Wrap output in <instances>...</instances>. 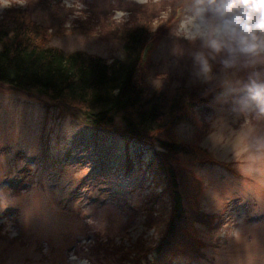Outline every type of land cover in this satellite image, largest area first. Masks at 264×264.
<instances>
[{
  "label": "rangeland",
  "instance_id": "374dc122",
  "mask_svg": "<svg viewBox=\"0 0 264 264\" xmlns=\"http://www.w3.org/2000/svg\"><path fill=\"white\" fill-rule=\"evenodd\" d=\"M29 1L49 7L36 4L29 17L51 30L58 23L49 10L56 7L62 14L60 23L66 31L54 34L49 44L111 60L124 57L121 45L114 41V24L130 22L131 13L145 5L154 9L155 27L169 16L175 0H9L7 6L26 11ZM183 1L166 35L174 32L185 38L182 25L187 0ZM7 6H0V12ZM133 14L138 17L137 11ZM158 46L155 54L163 70L196 75L192 57L202 50L199 41L162 37ZM225 74L227 84L197 109L209 129L200 143L216 159L231 163L240 175L215 164H195L190 170L201 183L202 208L219 214L225 211L230 219L221 231L200 228L207 242L202 259L178 256L173 264H264V117L235 111L223 95L230 83L246 79V71ZM45 103L41 96L0 85V264H117L114 247L128 245L144 232L152 233L143 225L147 184L138 183L142 173L136 162L125 171L120 138L84 126L78 111L65 107L61 113L58 108L46 111ZM177 132L190 138L193 129L181 124ZM82 141L90 147L83 150L85 145H78ZM18 151L24 159L16 156ZM31 158L19 181V170ZM94 165H106L111 180L105 184L95 178L81 202L68 201L78 179ZM16 183L18 189L12 193ZM8 207L15 208L12 218L2 215Z\"/></svg>",
  "mask_w": 264,
  "mask_h": 264
},
{
  "label": "trees",
  "instance_id": "16d2710c",
  "mask_svg": "<svg viewBox=\"0 0 264 264\" xmlns=\"http://www.w3.org/2000/svg\"><path fill=\"white\" fill-rule=\"evenodd\" d=\"M29 2L26 11L9 5L5 12H0V85L45 98L46 111L58 108L61 113L63 107L78 111L84 126L120 138L125 171H130L136 162L142 173L138 183L146 182L149 189L142 199L146 214L143 225L152 233L144 232L132 243L114 247L111 251H115L117 264H158L166 252L173 255L165 264H173L178 256L202 259L207 242L200 228L221 231L230 218L225 211L219 214L202 208L201 183L190 169L195 164H215L236 175L240 172L230 167L231 163L216 159L200 143L209 129L197 109L228 81L218 60L210 61L212 72L201 78L163 70L162 60L155 54L162 37L193 42L174 32L166 35V29L177 21L173 20L176 8L184 1L175 0L169 16L155 27L154 9L145 5L133 11H137V18L131 13L132 23L114 24V41L121 45L124 57L111 60L84 50L63 51L49 44L54 34L66 31L67 27L60 23L62 14L56 7L49 10L58 23L51 30L29 17L31 7L36 4L46 10L49 7L44 2ZM149 40L156 45L142 63L141 49ZM181 124L192 127L190 138L178 135ZM78 145H85L83 150L90 147L83 141ZM16 156L25 158L22 151ZM32 160L27 159L19 170L22 173L19 181L25 177ZM90 167L78 179L68 201L81 202L95 178L106 181L105 184L111 180L106 165ZM17 187L18 183L11 192L15 193ZM74 213L79 215L80 207ZM14 214V207L2 212L10 218Z\"/></svg>",
  "mask_w": 264,
  "mask_h": 264
},
{
  "label": "clouds",
  "instance_id": "9594fccd",
  "mask_svg": "<svg viewBox=\"0 0 264 264\" xmlns=\"http://www.w3.org/2000/svg\"><path fill=\"white\" fill-rule=\"evenodd\" d=\"M182 31L201 45L192 57L196 76L206 78L213 60L225 72L246 71L223 95L235 111L264 117V0H187Z\"/></svg>",
  "mask_w": 264,
  "mask_h": 264
}]
</instances>
